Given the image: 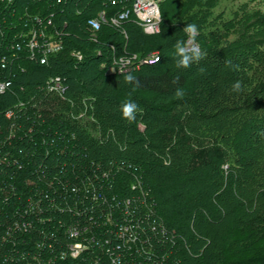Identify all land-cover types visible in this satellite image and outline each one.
Here are the masks:
<instances>
[{
    "label": "trees",
    "instance_id": "trees-1",
    "mask_svg": "<svg viewBox=\"0 0 264 264\" xmlns=\"http://www.w3.org/2000/svg\"><path fill=\"white\" fill-rule=\"evenodd\" d=\"M81 1L84 5L82 12L77 15L71 8L70 0H62L61 3L58 0H13L12 2L0 0V54L9 55V58L13 60L7 69L0 70V75L11 79L13 83L11 91L5 95L0 94V128L2 127L3 131L0 134V141H2V143L0 142V264H91L92 260L87 257H80V261L70 255L61 259V254L70 252L68 249L72 240L64 221L71 219L68 213L61 212L56 206L59 207L62 203L58 199L64 198L63 196L84 197L85 195L91 196V194L101 198L106 197L108 202L116 199L121 204L129 200L133 205H147L144 206L145 211H142L145 214L151 206L153 218L157 219L159 216L160 220L164 222V226H167L166 231L157 237L158 232L152 231L149 225L144 224V228L141 227L139 231L138 241L133 249L122 250V252L124 251L122 264H131L132 262L133 264H195L191 261L188 262L189 256L195 254L199 258L203 257L206 255L207 249L200 254L196 251V248L199 247L201 250L206 244L203 243L202 245L201 240L196 237V234L201 230L197 227V230L194 229L192 220L193 218L201 219L202 213L199 211V205H205L204 208H206L208 203L202 202V195L193 185L194 175L197 172L203 175L202 171L205 172L207 169L213 168L216 163L221 164L227 159L225 151L227 133L216 128L218 135H213V140L207 143L198 136L194 138V131L188 130L186 124L177 122L179 118L176 116V111L181 105L184 106L187 103L199 119H206L211 117L216 110H227L229 105L226 106V104L230 100L229 98L233 99L231 105L234 107L232 110L240 111L248 98L252 99L258 94L259 96L264 95V69L261 70L263 64L256 68L259 77H257L255 86L251 87L250 83L253 80L245 71L248 62L260 64L262 61L261 59L242 60V53L239 51L242 47H239L241 45L239 43L238 46L236 44L232 47L226 45L223 48L215 49L214 46L209 47L208 50L203 48L205 56L199 63H194L187 69L177 68L176 63H173L172 67L160 72L155 70L159 64L172 60L175 62V54H167L169 53L167 49L171 47L169 41H171L172 36L164 32L162 36L165 34H167V36L165 35L166 38L170 36L166 43L161 42L165 37H161L155 43H149L143 39L141 43H134L132 46L127 43L130 51L135 49L138 54L141 52L143 57L146 56L148 50H153L152 46L161 47L163 51L161 61L158 64L142 66V69L153 68V71L142 72L141 70L130 69L131 74L137 77L139 81V85L134 86L131 83H125L124 75L127 72L106 74L107 67L98 69L99 65L104 63L111 65L114 54L118 56L124 53L125 44L115 43L119 36L118 30L102 31L93 38L88 29L85 28L87 19L97 16L96 14L100 11H104L107 18L110 19L123 12L124 8H131V3L123 2L113 5L111 0H93L95 3L90 4L88 2L91 0ZM262 1L264 2V0ZM51 14L54 15L55 23L52 27H47V32L50 34L58 30L64 44V51L51 56L48 65L42 66L30 60V50L27 47L25 34H28L33 27H39L38 19L47 23ZM132 17L133 15L130 16V18ZM205 18L206 16L202 12V17L197 20ZM245 22L252 24L251 26L258 24L257 27H264V12L252 13ZM162 23L163 18L161 26ZM138 27L135 23L130 22L125 29L137 35L140 33ZM162 30L161 28L158 35L161 34ZM176 37L174 36V40ZM178 38L182 40L180 37ZM257 42L250 43L248 50H252L251 52L259 54V56H264V43L262 41ZM72 50L82 53V60L73 57ZM90 60L93 61V65H91L94 69L93 75L85 79L81 72H87L84 67ZM207 61H211L212 65L217 63L215 69H218L219 72L218 80L211 81L208 75L211 71H207L196 78L198 84L207 89L194 90L188 88L183 99H177L174 96L175 90L178 87L183 89L194 82L188 75V71L186 74L184 70L193 69L197 65L206 66ZM18 62H23L22 65L27 66V69L24 68L25 72L16 64ZM48 68L56 70V74L60 73L59 75L67 76L69 84L77 79L76 82L82 85L81 87L88 86L86 93L96 96L100 107L106 103L108 107L114 108L108 111L107 117H112L111 119L115 120L118 118L120 122L125 121L120 111L121 104L125 102L122 101L121 94L125 93L129 98L128 100L136 102L143 109V112H138L136 117H141L143 120L148 119L149 122L155 121L157 125L165 123V127L159 130V136L170 144V149L174 150L176 146L189 144L191 151L188 165L185 168L181 167L182 170L173 166L165 167L159 163L161 162L159 160L150 161L149 165L139 162L137 168L131 165L132 169L128 170L127 166L124 168L120 166L122 172L112 171L108 174L106 169H97V167L92 166L91 159L93 158L88 156V158H82V162L80 161L81 169L72 170L68 166H63L66 172L64 170L62 172L53 165L50 167L51 169L40 173L39 166L50 161V157H54V154L57 157L67 155V153H62L63 148H65V141L56 145H49L47 143L48 138L52 135L55 136L61 123L65 125L64 128L71 129L72 125L69 122H74L71 116L65 119L58 114L45 113L44 110L37 117L40 111L34 112L29 93H34V84L41 81L39 80V73ZM77 71L80 73L77 74ZM253 78L255 79L254 76ZM238 80L243 84H241L239 92H234L232 84ZM120 81H123L125 86L121 88V91L118 89L117 92V88L121 87ZM74 86L76 91L80 90L77 84ZM141 93H154L162 96L163 99L160 102H150ZM15 97L17 100L20 97L27 107L25 111L30 112L18 120L25 129L19 134L10 136L11 122L7 118L6 112L9 109H16L18 102H9V98L16 99ZM19 102L21 101L19 100ZM221 102H224L225 106ZM246 106L248 107V105ZM161 116L165 120L160 118ZM176 122L177 125H175ZM7 123L10 127H7ZM31 129H34L35 133L29 131ZM68 131L70 132V130ZM227 132L231 133L232 131ZM64 134L65 140H68L69 133L67 134L65 131ZM17 136L21 138L19 141H17ZM75 136V138L78 137ZM84 140L79 138L76 142V144L79 143V149L87 144ZM70 141L72 142V140ZM92 145L95 146V144ZM139 146L144 151H139V153H147L148 155L152 150V145L144 147V143H140V141L132 143L130 148L137 151ZM167 147H164V150ZM240 149L247 151L244 148ZM64 150L68 151L69 148ZM103 156H106L104 161H109L111 158L115 159L112 155L108 156L101 153L100 157ZM242 158L241 162H246V157ZM3 159H6V163H3ZM35 170L38 171L35 172ZM211 177L214 178L212 184H217L215 176ZM221 178L223 179V176ZM217 181L219 184L218 178ZM153 183L156 185L153 186ZM165 183L170 185L167 187ZM223 183L225 184L224 179ZM88 185L91 187L89 190L85 187ZM72 189H76L77 192H73ZM155 189L159 190L160 195L158 193V198H155L157 202L154 201V204L151 205L148 197L152 198L156 192ZM218 193L215 198H213V192L208 191L206 195L210 202L217 199L220 205L222 194ZM169 199L178 203L173 205L170 202L172 204L170 208L164 207L162 209L161 205H165L164 202ZM180 199L186 200V204L179 205ZM213 205L215 207L214 203ZM218 208L223 207L218 206ZM218 208L216 206V213L219 212ZM58 215H62L66 219L61 218L62 220H60L57 218ZM157 220L161 226V222L159 219ZM81 221H84L80 225L83 228L90 224L91 219L87 218ZM97 222L99 221H96L95 224ZM101 224L103 223L95 225L94 233L99 232V227L101 228L100 233L102 232L103 226H99ZM107 233L109 234V232ZM205 234L201 233V236ZM206 241H211V239ZM216 244L219 256L216 257L217 260L212 257L213 261L207 264H264V213H259L245 220H235L231 225L229 235L221 242L217 241ZM102 250L101 247L93 248L90 253L99 258L101 264H113L108 255L102 254Z\"/></svg>",
    "mask_w": 264,
    "mask_h": 264
},
{
    "label": "rangeland",
    "instance_id": "rangeland-1",
    "mask_svg": "<svg viewBox=\"0 0 264 264\" xmlns=\"http://www.w3.org/2000/svg\"><path fill=\"white\" fill-rule=\"evenodd\" d=\"M58 2L61 3L62 0H58ZM70 2L71 8L74 9V12L77 13V15L80 14L82 12V6L84 5V3H82L81 0H70ZM157 2L159 4L160 15L163 18V23L161 26L163 30L160 35H151L145 33L144 30H142L143 28L136 16H133L132 18L127 20H119V24H114L112 22V18H110L108 19L107 23L103 25L101 30L91 27L89 29L86 22L85 28L88 29L93 38H95V36H97L102 31L114 29L116 31L118 30L117 34H119L118 38H116L115 40V43L121 42L125 44L123 47V54L118 56L117 54H114L112 57L113 59L111 65L110 63H107L108 65L104 63L103 65H99L98 69L107 67V71H105L106 74L113 73L115 68L113 65H115V62H118V58L124 57L126 62L130 63L131 61V68L134 70H141L142 72L153 71V68L142 69V66L139 65L140 60L143 58L142 54H140L141 52L138 54V52L132 48L131 49L133 51H130L127 43L132 46L134 45V43H141L142 39L146 40L149 43H155L156 40L161 39V37L163 38L165 37V35L167 36V34L162 36L164 32H167L171 34L170 36H172L171 41H169V36L167 38L165 37V39H162L161 42L166 43L169 41V46L171 45V47L167 49L169 53H166L172 55L175 53L174 45L176 41L179 40L178 37H180L182 40H187V35L183 32V27L186 24L195 23L200 30L199 35L196 38V43L202 51L203 48L205 50H208L209 47L214 46L215 49L218 47L223 48L226 45L232 47L236 44L238 46L239 43H241L239 47L242 48L239 51L240 53H242V60L247 59L246 61H248V59H261L262 62L260 61V64L256 62H248V70H245L247 71L246 73H248L249 78H252L253 80L251 83H248H250L251 87L253 85H256L257 77H259L258 73L256 72V68L261 67L259 65L263 64V68L261 67V70L264 69V58H262L264 56H259V54L251 52L252 50H248V48L250 43H255L257 41H262L264 43V27H257L258 24L255 26H251L252 24H248L245 21L254 12H264V2L262 0H157ZM88 3H95V1L91 0ZM202 12L204 13V16H206V18L198 21L197 19H200L202 17ZM194 16L198 18H195ZM50 18H52V23H55L53 20V14H51ZM130 22H133L139 26V34L136 35V33L128 32L125 29ZM52 26L49 25V27ZM55 34L56 35L53 37L55 41L53 42L61 43L63 45V50L61 52H63L64 44L62 39L60 38L58 30L55 31ZM174 36H177L175 40ZM152 48L153 50H148L146 56L151 54H157L161 56L163 54L161 47L152 46ZM97 52L100 53V51ZM72 56L78 59L83 58V54L75 50H72ZM32 62L36 63L35 60H33ZM22 63L23 62H18L16 64L20 68H23V72H25L27 66L22 65ZM173 63H175L174 60L170 62L165 61L159 64L155 70L160 72L166 71L168 67H172ZM211 63V61H207L206 66L200 67L199 65H197L193 69L184 70L186 74L188 71V75H190V78L194 81L183 88L185 93L188 91V88H192L194 90L205 88H202L198 84V80H196V78L203 75L207 71H211L208 73L211 81L218 80L219 72L218 69H215L217 67L215 66L217 65V63L215 65H212ZM91 65H93V61L91 60L88 64H86V66L84 65V69L86 68L87 72H81V75H83L85 79L93 75L92 72L94 71V69L93 66L91 67ZM252 65L254 66V68ZM201 69H203L204 71L201 72ZM130 71L131 70H128L127 73ZM56 72L57 71L53 68H48L39 73V80L41 81L34 84V93H29L31 95L32 107L34 109V112L38 113V111H40L37 117H39L41 112L45 110V113L51 112V114L53 115L58 114L65 119L66 117L71 116L72 119H74V122H69V124L72 125L71 129L68 127L64 128L65 125L61 123L60 129L56 130L55 136L52 135L47 140V143L49 145H56L62 141H65V148H63L62 150L63 152L60 150L59 152H62L64 154L67 153V155L65 156L66 158L62 156L57 157L56 154H54V157H50V161H48L44 165L39 166L38 170H40V173L51 169L50 167L53 165L55 167H58V169L62 172L63 170L66 172L64 168L66 166L70 167L72 170L81 169V162L83 161L82 158H88V156L93 158L91 159V165L95 167L97 166V169H106L105 171H108V174H110L112 171L122 172L121 167L124 165L127 167L132 165L134 168L135 166L137 168L139 162L149 165L150 161L154 162L159 160L161 161L159 163H161V165H165V167L173 166L174 168L180 169H182L181 167L185 168L188 165L191 151V147L189 146V144L176 146L175 149L172 150L170 149V144L160 138L159 130L165 127V123L162 122L163 125H157L155 124V121L149 122L148 119L143 120L141 117H136V120L131 123L126 119L125 121L122 120L120 122L118 121V118L116 120L111 119L112 117L108 118V111H111L114 108H111L110 106L108 107L106 103L102 104V107H100L97 97L88 95V93H86L88 86L81 87L82 85L76 82L77 79L69 84L67 76L64 77L63 74L59 75L60 73L56 74ZM78 73H80V71H77V74ZM117 73L123 74L119 72V70ZM223 73H225V71H223ZM253 76L255 77V79L253 78ZM57 77L61 79L60 83L61 87L63 88L61 89L65 90V92H60V89L53 88L58 84L57 82H53V79ZM120 82L121 87L117 88V92L118 89L119 91H121V88L125 86V83L123 81ZM228 82L230 83V81ZM74 84H77L80 90L76 91ZM241 84L243 83L241 82ZM22 86L21 88L24 87ZM52 88L55 90H53ZM12 89L13 87L10 89V91ZM5 94L6 93L2 95ZM141 94L144 95L150 102H160L163 99L162 96H158L154 93ZM121 99L122 101H126L129 98L125 95V93H123V95L121 94ZM229 99L230 100H228V103L226 104V106L229 105V107L226 108L227 110H216L211 117L206 119H199L196 113L191 107L187 105V103L184 104V106L181 105L176 111V116L179 118L178 120V118L176 117V119L178 120L177 122L186 124V128L188 130L194 131V138L198 136V138L203 139V141L207 143L213 140V135H218V133H216V128H220L223 133H227V138L225 139L227 143V146L225 144L227 159L224 160V162L221 164L219 162L216 163L213 168H210L209 170L207 169L205 172L202 171L203 175L198 172L194 175L195 178L193 185L196 187V190L198 189L200 194L202 195V202L205 201L206 203H208V206H206V208H204L205 205H199V211L202 213V216L200 217L201 219L193 218L192 220V226H194V229L197 230V228H199V230H201L196 234V237L201 240L200 242L202 243V245L203 243L206 244L203 245V248L201 250L199 249V247L196 248V251H198L200 254L203 252V250L207 249L206 255L200 258L195 254L192 255L190 253L191 255L189 256L188 262L191 261L195 264L211 263V261H213V258L215 259L217 256H219V254L217 253L218 250L216 247V242H221L229 235L231 225L235 220H245L252 216L258 215L259 213H264V95L259 96L258 94L255 95L252 99L248 98L246 104H243L241 110L237 112L232 110L234 107L231 105L233 99ZM19 100L22 102L20 97H18V100L17 98H9L10 103L11 101H17V105H20L21 103L19 102ZM221 104L225 106L224 102H221ZM246 105H248V107ZM27 112L30 111L23 110V112L17 113L13 117V119H10V136L19 134L25 129L22 123L18 120L21 119V117L27 116ZM160 118L164 119L163 116H161ZM67 120L69 121V119ZM177 122L175 125L178 124ZM7 127H10L8 123ZM68 130H70V132ZM229 130L232 132H227ZM29 131L35 133L34 129H31ZM65 131L67 132V134L69 133L70 137L67 138L68 140H65ZM2 132L3 131L1 127L0 134ZM220 133L219 135L222 136ZM75 135H77L78 137L75 138ZM188 135L190 136L191 133ZM79 138L83 140L86 138V140L84 141H86L87 144L82 149L78 148L79 143L76 144ZM20 139L21 138L17 136V141H19ZM69 139L72 140V142ZM229 139H231V141H229ZM135 141L144 143V147L152 145L151 152L148 153V155L147 153H139V151L144 152L143 148H140V146L137 151H133L130 146L132 143L134 144ZM0 142L2 143V141ZM92 144H95V146ZM166 146L168 147L164 150V147ZM239 147L247 149V151L241 150ZM68 148V151L64 150ZM229 148L230 150H228ZM101 153L108 156L112 155L115 159L111 158V160L109 161H104V158H106V156L100 157ZM242 157H246V162H241V159H243ZM61 166L62 168H60ZM38 170H35V172ZM139 172H141V170H139ZM211 176H215L217 184H212V180H214V178ZM221 176H223L225 184L223 183V179L221 178ZM217 178L219 180V184ZM154 184L155 183H153V186L156 185ZM169 185L170 184L165 183V186L168 187ZM158 186L160 187V185ZM87 187L88 189H91L89 185ZM218 189L219 191H217ZM155 191V193L153 191L154 194L152 195V198L148 197V199H150L149 201L151 205L154 204L153 202L155 201V198H158L159 190L155 189ZM208 191L213 192V198L218 196L217 192H219L218 194H222L220 205L219 201L217 199H214L212 201L215 204L214 207L213 203L210 202L208 196L206 195V192ZM36 194L39 195V193ZM63 197L65 199H58L59 202L62 201L58 209L63 213H68V215L70 216V221H64L66 227L79 228L82 224L81 222L84 223V221L75 218L76 207L80 205L85 206V212L87 213L85 217L91 219V221H89L90 224H88L89 229L84 231V238L81 240L79 239L78 243H87L86 238L90 236L91 240L95 238L98 243H101L103 240H105V238H108L106 237L104 229H102L101 233L100 227L98 230L99 232L94 233L93 230L95 225H97L98 223H103L99 225L103 226V228H108L106 223H108L109 225L116 223V218H113L116 215L113 212L117 207V204L114 201L108 202L106 197H100V201L97 202V196H94L92 194L91 196L85 195L84 197L77 195ZM180 200L181 201H179V205L186 204V200ZM156 202L157 201H155V203ZM170 202H172L173 205H176V203H178L169 199L164 202L165 205H161V208H170L172 205ZM118 204L128 206L131 205L127 200L125 204ZM216 206L217 208L218 206H222L223 208H218L219 212L216 213ZM103 210H105V213ZM212 210H214L215 212H213ZM57 218H60V220H62L61 218L66 219L65 217H62V215H58ZM157 219H159V222H161L162 224L161 227H159L157 234V237H160V235L163 234V229L164 231H166L165 229H167V226H164V222L160 220L159 216H157ZM96 221L99 222L95 224ZM201 233L206 234L201 236ZM110 235L112 236V233H110ZM208 239H211V241H206ZM88 245L91 246L92 244ZM94 248L97 249V247ZM68 255H71L70 252L61 254V259ZM80 255L82 256V258H90L92 260V263H95L96 261L95 256L91 253L85 252ZM80 255L75 259H79L80 261ZM131 264H133V262Z\"/></svg>",
    "mask_w": 264,
    "mask_h": 264
},
{
    "label": "built area",
    "instance_id": "built-area-1",
    "mask_svg": "<svg viewBox=\"0 0 264 264\" xmlns=\"http://www.w3.org/2000/svg\"><path fill=\"white\" fill-rule=\"evenodd\" d=\"M12 2L13 0H9ZM113 5H116L118 3H123V2H130L131 3V8H124L123 12L118 13V15L112 17V22L114 24H119V20H127L130 18L131 15L136 16L139 21L140 25L142 26L143 30L147 34L151 35H156L159 34L161 31V22H162V17L160 15V9H159V4L157 0H111ZM124 7V6H123ZM108 18L105 14L104 11H100L97 16L90 17L87 19V26L95 29H102L103 25L107 23ZM39 27H34L32 28L28 34H25V37L27 38V47L30 50L29 56L30 60H35L36 63H39L40 65H47L49 62V59L51 56L57 55L61 53L63 50V45L58 42H53L55 41L53 37L55 36L54 34H49L47 32V27L49 25H53L52 23V18L47 20V23H45L43 20L38 19L37 20ZM44 26V27H43ZM56 43V44H53ZM18 49H20V46H18ZM15 55V54H14ZM9 55L5 54H0V70L7 69L10 63H13V60L9 58ZM15 57V56H14ZM159 57V62L161 61V56L157 54H151L148 56L143 57L139 65H148V66H154L158 64L159 62L157 61V58ZM81 58V57H80ZM82 60V59H79ZM128 63H118L115 62V65H113L114 72L119 70L121 73H126L128 70L131 69L132 63L130 61L129 67ZM115 72V73H117ZM61 79L59 77L53 79V82H57V86L53 87L55 89H60V92H65V90H62L63 88L61 87L60 83ZM52 82V81H51ZM13 83L12 80L9 78H4L3 76L0 75V94H4L10 91L12 88ZM52 88V89H53ZM62 88V89H61ZM53 89V90H55ZM27 107L24 102H21L20 105L16 106L15 110L9 109L6 112V116L9 119H13V117L20 112H23ZM3 163H6V159L2 160ZM93 166V165H92ZM97 167V166H96ZM125 165L123 166V168ZM128 170L131 168V166L127 167ZM87 190L88 187L85 186ZM76 189H72L73 192ZM97 196L98 201H100V197ZM65 199V198H64ZM129 203L130 201L127 200ZM117 204V207L114 210V214L116 215L113 218H116V223L109 225L106 223L108 228H103L105 230L106 237L105 240H103L101 243H98L95 238L91 240V236L86 238L87 243H78V240L84 238V231L89 229V226L86 227H79V228H72L68 227L67 231L70 235V238L72 242L69 245V250H70V256L73 258H76L82 253H90V251L94 247H101L103 250L102 254H106L109 256L111 259V262L113 264H122L123 262V252L122 250H129L133 249L134 245L137 243V238L139 236V231L141 230V227L144 228V224H147L150 226L152 231H157L159 230V227H161L158 223V220L151 215L152 210L150 207L148 208L147 213H142V211H145V207L147 205H119L118 200L115 199L114 201ZM121 204V203H120ZM125 204V203H124ZM57 208L58 205H56ZM79 208L78 206L76 207L75 210V218L79 220H83L85 215L87 213L85 212V206L80 205ZM105 213V210H103ZM109 232V234L107 232ZM115 232V233H114ZM164 233V229L162 231ZM112 233V236L110 235ZM82 234V235H80ZM98 243V244H97ZM88 244H92L89 246ZM92 248V249H91ZM120 251V252H119ZM80 257H82L80 255ZM96 258L95 263L91 264H101L99 258Z\"/></svg>",
    "mask_w": 264,
    "mask_h": 264
},
{
    "label": "clouds",
    "instance_id": "clouds-1",
    "mask_svg": "<svg viewBox=\"0 0 264 264\" xmlns=\"http://www.w3.org/2000/svg\"><path fill=\"white\" fill-rule=\"evenodd\" d=\"M183 32L187 35V40L176 41L175 48V63L177 68L187 69L191 67L194 63H199L205 56V53L198 47L196 43V38L199 35V28L195 23L186 24L183 27ZM159 62V57L157 61ZM118 63H126L124 57L118 58ZM201 72L204 70L201 69ZM125 83H131L134 86L139 85L138 78L128 72L124 75ZM232 90L234 92H239L241 90V82L238 80L232 85ZM185 92L182 88H177L174 92V96L177 99H183ZM120 111L122 117L129 121L130 123L136 120L138 112H143V109L139 105L132 101L126 100L120 106Z\"/></svg>",
    "mask_w": 264,
    "mask_h": 264
}]
</instances>
